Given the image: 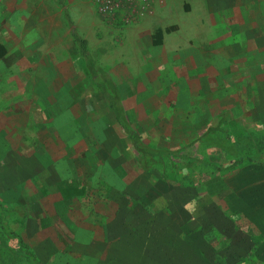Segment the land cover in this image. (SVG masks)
I'll return each mask as SVG.
<instances>
[{"label":"rangeland","instance_id":"obj_1","mask_svg":"<svg viewBox=\"0 0 264 264\" xmlns=\"http://www.w3.org/2000/svg\"><path fill=\"white\" fill-rule=\"evenodd\" d=\"M81 1L84 14L73 16L99 42H91L89 51L119 57L120 32L151 12L154 0H132L135 8L124 14L102 10L98 0ZM7 2L0 0V35L10 39L21 16L11 14ZM39 14L21 22L32 42L42 35V29L36 32ZM256 56L259 106L241 110L214 80L199 81V93L217 92L221 112L207 126L184 127V141L171 137L169 122L180 115L190 123L204 119L197 95L183 93L180 101L161 95L165 102L119 94L105 75L108 59L100 67L93 63L91 72L85 67L82 84L72 83L74 64L58 62L59 56L46 66L61 84L51 94L33 95L28 86L49 87L44 63L6 66L0 80V209L7 227L41 264H264V53ZM178 65L183 69L174 64L163 75L180 88ZM139 99L148 102L139 107ZM80 101L81 116L75 108ZM111 109L134 132L138 149L118 125L111 130ZM0 264H28L16 237L0 233Z\"/></svg>","mask_w":264,"mask_h":264},{"label":"crops","instance_id":"obj_2","mask_svg":"<svg viewBox=\"0 0 264 264\" xmlns=\"http://www.w3.org/2000/svg\"><path fill=\"white\" fill-rule=\"evenodd\" d=\"M8 1L9 6L6 7L11 10V14L21 16V22L29 19L27 15L40 13L36 23L41 26L36 32L42 29V35H38L33 42L26 39L23 32L26 26L21 22L13 29L10 39L0 35V80L8 71L7 67L11 69V66L26 63L29 68V63L42 62L45 67L43 80L47 78L49 87L47 90L43 87L37 91L35 86L30 90L28 86L27 93L51 94L52 87L57 89L55 85L61 84L62 79L58 76L53 78L46 64L56 61L59 56L58 62L67 60L74 64V72L69 74V81L82 84L85 64L78 54L58 1L47 0L44 5L39 0ZM63 5L75 31L86 40L93 63L100 67V63L108 59L105 75L119 94L155 95L157 101L165 102L168 100L160 98L161 95L168 94L170 101L173 97L180 101L177 96H182L183 93L188 97H201L205 104L204 111L207 112L206 119H193L190 123V117L187 119L184 115L171 117L169 134L177 141L178 137L181 141L186 140L182 138L185 136L184 127L207 126L221 112L217 92L207 90L199 93L194 87L199 81H207L208 78L214 80L218 86L217 91L227 89L229 95H234L232 103L241 110L246 108L253 111L259 106L260 72L259 66L255 64L260 60L256 55L264 53V0H236L234 7L228 6V0H154L151 12L147 11L137 23L128 25L124 33L120 32L122 37L117 40L121 41L118 45L121 48L119 57L89 51L91 42L92 45L99 42L93 34L84 32L82 22L73 16L77 13L84 14V3L81 0H63ZM27 23L30 30L32 25L29 21ZM155 32H159L158 36ZM68 54L71 58L66 59ZM244 62L251 64V70L248 69L250 71L244 70ZM181 63L184 65L183 69L178 65L175 77L182 80L185 86L179 88V83L174 86V81H169L165 76L173 70L169 66ZM243 79L248 80L245 86L242 84ZM147 87H152V90ZM60 89L66 92L68 88L62 86ZM144 102L148 100L139 99L136 105L140 107ZM75 108L76 111L79 109V114L76 113L81 116L84 111L81 101L75 104ZM136 109L137 107L134 108ZM111 111L114 112V109ZM128 111H133V107H127L126 114L123 115L126 119H129ZM112 115L114 122L108 123L111 130H114L115 125L119 126L118 120L121 121V118L115 112ZM164 118L159 116L160 120ZM124 127L126 128L125 125Z\"/></svg>","mask_w":264,"mask_h":264},{"label":"trees","instance_id":"obj_3","mask_svg":"<svg viewBox=\"0 0 264 264\" xmlns=\"http://www.w3.org/2000/svg\"><path fill=\"white\" fill-rule=\"evenodd\" d=\"M58 4L60 7H62V13H63V18L69 28L70 35L72 37V40L74 41L78 54L79 56L83 59L84 64L86 69L91 72L93 69V61L91 59V56L88 53L87 45H86V40L82 38L74 29L72 22L67 14L66 9L64 8L63 5V0H58ZM159 32H155V35L158 36ZM119 127L121 130L128 136L130 142L132 143L133 147L138 149V146L136 147V140L137 138L132 134L131 131H128L124 125L119 124ZM133 141V142H132ZM236 162V161H235ZM146 167H143V170H145ZM0 233L3 236L6 237H16L17 243L19 247L21 248V253L22 257L26 259V262L28 264H41L38 259L34 256V254L24 245L19 237L14 234L8 227L4 219L3 211L0 209Z\"/></svg>","mask_w":264,"mask_h":264},{"label":"built area","instance_id":"obj_4","mask_svg":"<svg viewBox=\"0 0 264 264\" xmlns=\"http://www.w3.org/2000/svg\"><path fill=\"white\" fill-rule=\"evenodd\" d=\"M144 2L145 0H140ZM98 3L103 6L102 10L104 11H113L121 12L122 14L126 13L129 9H134L136 6L133 4L132 0H98ZM145 4H140V7H143ZM100 6V5H99Z\"/></svg>","mask_w":264,"mask_h":264}]
</instances>
